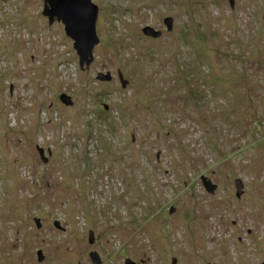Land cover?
I'll use <instances>...</instances> for the list:
<instances>
[{
	"label": "rangeland",
	"instance_id": "1",
	"mask_svg": "<svg viewBox=\"0 0 264 264\" xmlns=\"http://www.w3.org/2000/svg\"><path fill=\"white\" fill-rule=\"evenodd\" d=\"M90 2L81 69L44 0H0V264L261 260L264 0Z\"/></svg>",
	"mask_w": 264,
	"mask_h": 264
},
{
	"label": "water",
	"instance_id": "2",
	"mask_svg": "<svg viewBox=\"0 0 264 264\" xmlns=\"http://www.w3.org/2000/svg\"><path fill=\"white\" fill-rule=\"evenodd\" d=\"M44 2V15L49 18L50 22L56 20L63 25L66 36L73 41V48L77 53L80 68L82 69L83 66L88 68L93 62V49L99 43L95 35V24L98 13L97 7L91 4L90 0H44ZM165 23L170 28V22L166 21ZM143 32L153 37L158 36V34L154 35L148 29H145ZM118 77L124 86L125 82L121 75L119 74ZM98 80L109 81L110 75L103 76L99 74ZM60 101L66 105L70 104L67 98H61ZM209 185L205 183V187L210 189ZM34 222L37 227H40L39 221L34 220ZM90 241L92 242V239ZM37 255L38 261L41 262V252H38ZM90 258L94 264H100L95 253H91ZM125 264L133 263L126 261ZM172 264H176L175 260L172 261Z\"/></svg>",
	"mask_w": 264,
	"mask_h": 264
},
{
	"label": "flooded vegetation",
	"instance_id": "3",
	"mask_svg": "<svg viewBox=\"0 0 264 264\" xmlns=\"http://www.w3.org/2000/svg\"><path fill=\"white\" fill-rule=\"evenodd\" d=\"M92 244V243H91ZM91 253H95L96 254V256L98 257V259H99V263L101 264V260H100V257L98 256V254L96 253V252H90L89 253V257H90V254ZM262 259L261 260H259L258 259V257H256L255 258V263L254 264H264V255H262V257H261ZM91 259V258H90ZM91 261H92V259H91ZM93 262V261H92Z\"/></svg>",
	"mask_w": 264,
	"mask_h": 264
},
{
	"label": "bare ground",
	"instance_id": "4",
	"mask_svg": "<svg viewBox=\"0 0 264 264\" xmlns=\"http://www.w3.org/2000/svg\"><path fill=\"white\" fill-rule=\"evenodd\" d=\"M97 19V18H96Z\"/></svg>",
	"mask_w": 264,
	"mask_h": 264
}]
</instances>
